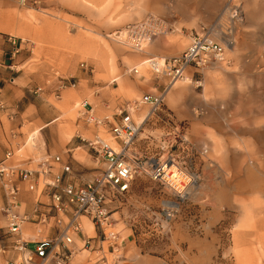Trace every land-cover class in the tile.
I'll return each instance as SVG.
<instances>
[{
    "label": "rangeland",
    "instance_id": "obj_1",
    "mask_svg": "<svg viewBox=\"0 0 264 264\" xmlns=\"http://www.w3.org/2000/svg\"><path fill=\"white\" fill-rule=\"evenodd\" d=\"M241 1L244 16L236 24L234 50L226 49L227 62L196 74L195 78H203L202 87L190 78L187 84L179 83L189 88V95L173 105L170 90L151 120H145L149 105L133 113L138 124H143L131 155L149 161L167 151L174 153L180 163L198 173L195 192L178 209L173 208L169 203L177 200L164 184L137 175L130 191L110 203L115 229L125 238L123 255L114 258L105 250L99 256L104 254L106 259L96 260V253L87 249L91 254L79 256L80 264H264V0ZM224 3L0 0V38L23 39L20 53L6 61L14 66L6 70L16 81L8 80L5 86L0 66V102L18 103L24 111L23 137L18 148L14 144L13 163L37 168L48 150L64 162L70 160L75 183L96 181L106 165L85 140L99 131L111 145L116 144L110 124L98 129L86 122L82 101L91 102L95 115L113 120L118 118L113 116L118 105L158 92L166 80L156 78L148 59L182 53L202 26L220 19ZM150 14L165 20L166 32L155 36L142 51L120 42L127 24ZM221 23L219 31H226L227 15ZM38 29L42 30L39 36ZM81 62L89 67H82ZM20 89L23 98L8 101ZM39 115L59 120L40 133ZM169 115L182 124L193 152L184 150L186 145L179 146V138L172 147L162 144L164 138L173 142ZM8 148L0 137V160ZM31 158H38L37 162L27 164ZM59 167L62 163L56 164ZM25 190L22 186L21 196L28 193ZM5 204L0 183V235L6 224L1 210ZM75 257L73 264H77Z\"/></svg>",
    "mask_w": 264,
    "mask_h": 264
},
{
    "label": "built area",
    "instance_id": "obj_2",
    "mask_svg": "<svg viewBox=\"0 0 264 264\" xmlns=\"http://www.w3.org/2000/svg\"><path fill=\"white\" fill-rule=\"evenodd\" d=\"M226 15L229 24L226 31L219 34L223 26L221 21ZM243 16L241 0H225L220 19L209 26H202L182 53L164 59L159 56L150 57V70L156 78H164L166 82L158 92H148L138 99L118 105L113 115L118 116L117 119L95 115L91 102L87 99L82 101L86 122L98 129L110 124L109 131L116 141V146L111 145L99 131L85 140L86 145L97 152L106 164L96 181L81 185L64 183L61 173L52 174V162H60L59 155L52 160L41 158L37 168H31L13 163V150L5 153L0 160V183L6 196V204L1 209L6 224L4 237L0 240V264H73L77 251L82 249L102 253L107 250L112 257L120 258L124 251V240L120 231L115 229L110 203L115 196L128 193L139 174L148 175L154 181L164 184L175 196L178 205L188 198L190 188L198 182L199 175L180 163L174 153L167 151L159 159L152 158L149 161L139 155H131L141 131L140 125L133 118V112L141 106L149 105L150 113L146 122L151 120L161 110L171 87L185 78L187 73L196 87H202L203 78H195V75L203 73L215 63L227 62L226 49L229 44L235 43L236 24L242 21ZM166 28L164 19L150 14L142 20L127 24L123 29L127 32L123 38L124 43L136 51H142L145 43L165 32ZM7 39L10 43L9 53L14 58L22 49L23 39L19 40V37L13 35H8ZM81 66L89 67L85 62H81ZM190 68H193L191 73ZM133 70L138 73L137 68ZM63 88L64 85L61 86ZM57 97H60V93H57ZM167 124L173 129V142L164 138L162 144H170L172 147L179 138V146L186 145L184 150L193 152L194 146L186 138L182 124L171 115L167 118ZM147 138L151 139V136ZM171 159L178 161V167L176 171L168 172ZM40 180L43 185L41 194L46 192L49 201L43 202L38 198L31 210H21L22 184L28 183L31 188H38ZM85 217L95 226L96 235L85 232ZM26 224L34 229L35 237L25 236ZM79 241L81 247H78ZM101 259H106V255L103 254Z\"/></svg>",
    "mask_w": 264,
    "mask_h": 264
},
{
    "label": "crops",
    "instance_id": "obj_3",
    "mask_svg": "<svg viewBox=\"0 0 264 264\" xmlns=\"http://www.w3.org/2000/svg\"><path fill=\"white\" fill-rule=\"evenodd\" d=\"M40 29H38L37 32H36L38 34L37 36H39L41 34L42 30H40ZM9 50H10V43L8 42L7 35H4V36H2L0 38V58H1L0 60L2 61L1 67H4L2 69L3 76H2L1 79L5 82L4 83L5 86H8V83H7L8 80H10V81L14 80V82L16 81V79L13 76H11L12 72L9 71V70H6V69H14L13 65H11L10 63H6L7 60L11 59V57H9ZM180 87L186 90L185 93L183 94L181 100H180V101H182V99L184 97H187V95H189V93H188L189 88L187 86H185V85H180ZM138 89H140V88H138ZM18 91H19V95L18 96L9 97L8 101L16 102V101L22 99L23 96L25 95L24 94V90L20 89ZM177 93L178 92L176 90H174V89H172L171 92H169V99H170L171 103H173V105H177L180 102V101L179 102H175V99L178 96ZM4 101H3V103H4ZM1 102H0V108H1L0 109V129H1L0 130V137L2 138V141H4L5 143H7L10 146V148H8V150H13L14 154H16L13 147H14V144H15V146L18 148L20 146V144H21L19 139H22V137H23V134H22V132L20 130L22 129V126H23V114H24V111H20L18 109V103L15 104V105L12 104V103H9V104L8 103H6V104L4 103L3 105H1ZM76 107L78 108V105ZM58 118L54 119V118H51L49 116H47L46 118H42V116L39 115V119L41 120V122H43V124H41V126H40V130H39L40 133H41V130L44 127H46V126L50 125L51 123L59 120ZM142 124H143V122L141 121L139 125H142ZM60 132H61V134H64L62 131H60ZM46 151H47V154L45 156H41V157L51 158V160H52V158L54 156L52 154L48 153V150H46ZM55 156H57V155H55ZM41 157H38V158H41ZM38 158L29 159L27 164H31L33 162H37ZM99 158H100V156H98V159ZM52 163H53V167H52V172L53 173L52 174L61 173L62 176H63V182L64 183H73V184H76V185H81V184H78V183L74 182V180H76V177H75L76 175H75V173L72 172L71 165H70V160L67 161V162H64L63 159L61 158L60 162H52ZM60 163H62V167L61 168L60 167L56 168V164H60ZM104 163H105V161H104ZM37 164H38V162H37ZM77 168L78 167H75L74 169H77ZM38 182H39L38 188H36V187L35 188H31L28 183H23L22 184V186H24L25 189H26L25 191L28 192V193L24 192V193H22V196H21V193H20L21 210H23V211L24 210H27V211L31 210L33 205L36 202V199H38V198H40V200H42L43 202H48L49 201V196L46 194V192H43L41 194V189H42V186H43L42 183H41V180L38 181ZM26 194H29L30 196L27 197ZM29 201L32 203L31 204V208L30 207L27 208V203ZM23 204H25L26 206H23ZM83 223H84V230H85L86 233H88L89 235H96L97 230H96L95 226L91 223L90 220H88L87 218H83ZM4 227H5V225L3 226L4 230H3V234L0 235V240H1V238L4 237V233H5V228ZM86 230H88V231L93 230L94 233L90 234ZM26 231L28 233H34V229L29 224L26 225ZM120 235H121V238L123 240H125V238L122 236L121 232H120ZM89 250H92V249H89ZM86 251L89 254H91L87 249H82V251L79 252V255L78 254L76 255L75 263L80 264V262L78 261V259L80 258L79 256H81V255L85 256L83 254H85ZM93 252L96 253V256H95L96 260L97 259L100 260L101 259L100 256H99L100 253L97 250H93ZM82 260L84 261V258Z\"/></svg>",
    "mask_w": 264,
    "mask_h": 264
},
{
    "label": "bare ground",
    "instance_id": "obj_4",
    "mask_svg": "<svg viewBox=\"0 0 264 264\" xmlns=\"http://www.w3.org/2000/svg\"><path fill=\"white\" fill-rule=\"evenodd\" d=\"M166 32V31H165ZM219 32V34L220 33H222L221 31H218ZM224 32V31H223ZM126 33L127 32H125L124 30L121 32V37L119 38V40H120V42H122V43H124L125 41H124V39L123 38H125V36H126ZM192 41V40H191ZM149 43H151V42H149ZM148 44V42L147 43H145V45H147ZM227 49H230V50H234V44H229L228 45V48ZM161 59H164V58H162V57H160ZM225 63V62H224ZM224 63H222V64H217V63H215L214 65H213V68H218V67H222V65H224ZM193 71V68H190L189 69V72L191 73ZM133 72H134V70H133ZM135 73V72H134ZM139 73V72H138ZM138 73H135V74H138ZM188 78H190V75L187 73V75H186V77L185 78H183V79H181V80H178L172 87H171V89L170 90H172V89H174V90H176L178 93V96H177V98L175 99V102H179L180 100H181V98H182V96H183V94L185 93V89H183V88H181L180 87V85H179V83H183V84H187V82L189 81L188 80ZM161 79H164V78H161ZM167 95V94H166ZM79 107V106H78ZM137 110H139V108L137 109ZM136 109H135V111L133 112L134 114H136L135 112L137 111ZM150 113V110H148V114ZM148 114H147V116H148ZM146 120V119H145ZM140 126H142V125H140ZM112 139L114 140V138H113V136H112ZM114 142H115V144H116V141L114 140ZM175 160H172L171 159V162H170V164H169V169L167 168V171L168 172H171V171H169V170H173V171H176L177 169V167H178V164L177 163H175L174 162ZM196 184H194L193 185V187H191L190 188V194L191 195H193V193L195 192V186ZM190 196V195H189ZM192 199V198H191ZM173 204V205H172ZM169 206L170 207H173V208H177V207H179L178 206V204L176 203V202H170L169 203ZM178 209V208H177ZM4 218H5V216H4ZM86 218V217H85ZM88 219V218H87ZM89 220V219H88ZM5 222H6V219H5ZM92 223V222H91ZM93 224V223H92ZM26 225H28V224H26ZM26 225H25V229H24V234H25V236H27V237H35L36 236V232H34V233H28L27 231H26ZM87 252V251H86ZM79 255V254H78Z\"/></svg>",
    "mask_w": 264,
    "mask_h": 264
}]
</instances>
